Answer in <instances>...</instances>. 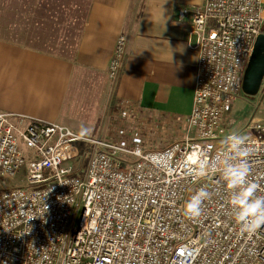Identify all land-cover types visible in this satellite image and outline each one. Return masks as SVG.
<instances>
[{"label": "built area", "instance_id": "2783aa9c", "mask_svg": "<svg viewBox=\"0 0 264 264\" xmlns=\"http://www.w3.org/2000/svg\"><path fill=\"white\" fill-rule=\"evenodd\" d=\"M178 15L189 20L197 52L181 138L155 149L113 144L0 109V264H264V229L238 234L219 173L190 172L200 159L214 162L230 133L224 116L243 94L264 0H202ZM126 52L119 34L107 70L112 88ZM248 129L250 179L264 194V118ZM82 142L90 148L79 175ZM201 187L210 196L188 220L183 206Z\"/></svg>", "mask_w": 264, "mask_h": 264}, {"label": "crops", "instance_id": "0c3cea01", "mask_svg": "<svg viewBox=\"0 0 264 264\" xmlns=\"http://www.w3.org/2000/svg\"><path fill=\"white\" fill-rule=\"evenodd\" d=\"M200 2L88 0L69 56L36 47L35 40L0 36V109L90 137L99 132L110 95L114 105H131V127L133 134L142 130L143 147L181 138L193 103L197 52L190 46L189 20L179 18L178 8ZM119 34L127 37V52L112 88L107 70Z\"/></svg>", "mask_w": 264, "mask_h": 264}, {"label": "rangeland", "instance_id": "374dc122", "mask_svg": "<svg viewBox=\"0 0 264 264\" xmlns=\"http://www.w3.org/2000/svg\"><path fill=\"white\" fill-rule=\"evenodd\" d=\"M87 3L88 0H0V36L15 41L34 42L35 40L36 47L69 56L76 46ZM260 86L256 95L249 96L243 93L228 108L224 116L227 132H240L241 135L246 136L250 133L248 127L251 119L264 118V77ZM117 105H114L113 98L109 95L102 121L96 128L99 129V134L93 133L90 138L99 137L115 144L117 140H114V137L119 135L130 142L140 143L143 139L142 130L138 133L139 137L133 134L135 130L131 126L134 121L130 108ZM124 129L130 131L131 136L123 133ZM102 132L103 135L108 132L106 135L110 134L109 138L103 137ZM165 143L162 142V145ZM89 148V142H82L79 146V155L75 158L78 159V164H81L79 175L84 171ZM155 148L157 147L152 148L148 145L146 149Z\"/></svg>", "mask_w": 264, "mask_h": 264}, {"label": "clouds", "instance_id": "9594fccd", "mask_svg": "<svg viewBox=\"0 0 264 264\" xmlns=\"http://www.w3.org/2000/svg\"><path fill=\"white\" fill-rule=\"evenodd\" d=\"M246 144L247 137L238 132H230L224 137L214 162L200 159L196 162L195 171L190 169V172L195 178L213 171L219 173L220 181L228 194L229 215L238 226V234L252 238L264 229V194L258 193L259 185L250 179L251 170L247 162L250 150ZM209 196L210 193L201 187L185 202L183 215L188 220H197L202 215V205Z\"/></svg>", "mask_w": 264, "mask_h": 264}, {"label": "water", "instance_id": "95a60500", "mask_svg": "<svg viewBox=\"0 0 264 264\" xmlns=\"http://www.w3.org/2000/svg\"><path fill=\"white\" fill-rule=\"evenodd\" d=\"M264 77V32L256 39L253 53L242 76L243 93L254 96L258 93Z\"/></svg>", "mask_w": 264, "mask_h": 264}]
</instances>
